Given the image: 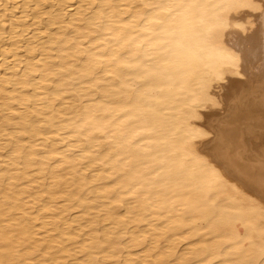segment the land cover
<instances>
[{"label":"bare ground","instance_id":"obj_1","mask_svg":"<svg viewBox=\"0 0 264 264\" xmlns=\"http://www.w3.org/2000/svg\"><path fill=\"white\" fill-rule=\"evenodd\" d=\"M73 1L0 0V264H264V0Z\"/></svg>","mask_w":264,"mask_h":264},{"label":"rangeland","instance_id":"obj_2","mask_svg":"<svg viewBox=\"0 0 264 264\" xmlns=\"http://www.w3.org/2000/svg\"><path fill=\"white\" fill-rule=\"evenodd\" d=\"M80 1H81V0H79V1H78V0H74V1L70 4V6L67 8V9H68L67 12H68V13H73V12H75L74 8L77 7V6L79 5V2H80ZM133 1H134V2H133V5L131 4V5H132V8H136L137 6H140V5L142 4V2H140V1H137L136 3H135V0H133ZM134 3H135V4H134ZM77 4H78V5H77ZM131 5H130V6H131ZM134 6H135V7H134ZM90 7H92V6H90ZM69 10H70V11H69ZM72 10H73V11H72ZM71 11H72V12H71ZM53 27H54V29L57 28L56 25H55V26L53 25ZM92 93H93V97H95V98L98 97V91H97V90H95V91L93 90ZM74 102H75V103H74ZM76 102H77V103H76ZM82 102H83V100H80V102H79V101H75V100H68V101H67V103L69 104V110H68V112L70 111L69 113L71 114V111H72L73 109H74V110L72 111V113H73L74 111H75V112L78 111V109H75V108H76V106L80 107V106H81L80 104H81ZM73 103H74L75 105H74ZM79 103H80V104H79ZM71 104H73V105H71ZM77 104H79V105H77ZM73 106H74V107H73ZM78 107H77V108H78ZM199 111H200V115H201V117H205L206 113H207L209 110L201 108V109H199ZM66 140H67V139H66ZM64 141H65V140H64ZM64 141H63V144L61 143L62 145H60V147L62 146L61 148L64 147V149H69V147H68V145H67V143H68L69 141H70V142H71V141H72V142H75L72 138H71V139H68V140L65 141V142H64ZM100 141H101V140H100ZM76 151L78 152V150H75V152H76ZM97 164H98V165H97ZM97 164H96L95 167H97L98 169L95 168V170H96V171H99V170H100V168H99V167H100V166H99L100 164H99V163H97ZM98 166H99V167H98ZM89 173H90V170L87 171L86 174H89ZM45 180H46V179H45ZM43 182H44V184L48 183L47 180H46V181L43 180ZM43 182H42V183H43ZM93 184H94V183H89V184H87V185L85 186V188H86V189H88V188H92V187L94 186ZM91 185H92V186H91ZM87 187H88V188H87ZM75 207H76V208H75ZM75 207L73 206V208H72L73 210H70V212L68 213L69 216L73 217V216H76V215L79 214V212L81 211V208H80V207L78 208L76 205H75ZM121 210H122V209H121ZM92 212H93V214H95V215L98 214L97 211H95V210H93ZM100 214H101V213H99L98 215H100ZM160 221H161V222H160ZM160 221H159L160 223H157V225H159V224H161V223L163 222V220H160ZM129 227H130V225H129ZM149 229H151V228H149ZM149 229H147V230L149 231ZM180 233H181V231H180V232H179V231L177 232V234H180ZM98 237H99V240H102V239H101V238H102V235H101V234H99ZM123 237H124L125 239H124ZM123 237H122L121 241L124 242V240L127 239V236L125 235V236H123ZM123 239H124V240H123ZM192 240H193V239H191V241H192ZM163 241H164V240H161L162 243L160 242V245L163 244ZM184 242H185L186 244L189 243V241H184ZM185 243L182 242L181 244H179V246H180V247H178V250L180 249L179 252H181V250L184 248V246L186 245ZM182 244H183V245H182ZM184 244H185V245H184ZM145 246H146V245H145ZM145 246L142 245V248H141V246H140V248L137 247V249H136V248L133 249L134 253H136V254H138V253L141 254L140 252L145 248ZM141 249H142V250H141ZM184 249H185V248H184ZM138 250H139V251H138ZM140 250H141V251H140ZM78 252H79V251H78ZM78 252L76 251V252H75V255H76L77 257H80V254H81V253L79 252V254H77ZM126 252L128 253V250H126V249H124L123 252H120V253H121V254H120L121 256L119 255V257H120L119 259H122L123 256H124V254H125V255L127 254ZM78 255H79V256H78ZM67 261L71 262V260H67ZM69 262H68V263H69ZM96 264H97V263H96ZM98 264H100V263H98Z\"/></svg>","mask_w":264,"mask_h":264},{"label":"snow or ice","instance_id":"obj_3","mask_svg":"<svg viewBox=\"0 0 264 264\" xmlns=\"http://www.w3.org/2000/svg\"><path fill=\"white\" fill-rule=\"evenodd\" d=\"M260 181H261V184L264 185V173L261 174Z\"/></svg>","mask_w":264,"mask_h":264}]
</instances>
